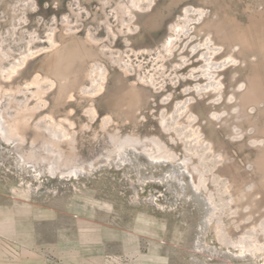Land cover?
Returning <instances> with one entry per match:
<instances>
[{
	"label": "rangeland",
	"instance_id": "1",
	"mask_svg": "<svg viewBox=\"0 0 264 264\" xmlns=\"http://www.w3.org/2000/svg\"><path fill=\"white\" fill-rule=\"evenodd\" d=\"M134 1L139 11L133 9ZM188 8L204 9L207 15L197 30L211 34L219 45L235 48L239 57V65L226 75L222 104L213 107L211 101L217 97L208 95L190 106L198 117L192 129H198L202 141L212 147V152L205 145L194 154L207 161L206 170L222 179L215 183L212 172L206 176L209 192L222 209L213 219L206 200L209 193L196 194L188 176L179 177L182 185L170 178L160 182L177 171L173 164H152L147 156L111 140L115 134L121 139L157 137L171 151L185 154V142L171 144L176 134H166L161 121L174 113L178 102L192 97L184 95L183 84L176 89L175 80H170L186 41L177 44L180 50L173 57L165 54L164 76L159 52L175 37L172 26L184 24ZM129 13L134 14L132 22ZM66 25L83 41L89 36L92 49L99 53L83 65L85 74L72 90L66 79L57 80L38 68L46 56L42 48H50L48 34L56 29L54 40L60 43V30ZM129 27L132 33L127 32ZM97 66L106 69L108 77L92 102L82 99V94L91 87ZM36 78L39 85L28 86ZM133 84L137 92L130 104L126 94ZM39 90L44 92L42 99L35 93ZM121 94L119 105L105 104L121 99ZM232 94L236 100L231 104ZM169 95L171 101L164 104ZM26 105L43 106L31 120L33 128L20 130L28 144L15 146L0 132V264H264L262 247L257 251L238 247L241 237L251 244L249 233L254 229L260 233L264 227V173L251 167L254 150L262 148L251 142L262 137L258 131L238 138V130L248 133L264 125V0H0V111L15 125ZM92 107L97 114L94 120L85 112ZM213 112L222 118L213 119ZM49 116L62 125L56 131L62 134L65 128L76 135L75 151L68 143L60 145L65 160L57 151L49 156L42 147L55 136L44 131L37 136L34 130L42 119L51 126ZM188 117L179 120L181 126L189 124ZM108 118L114 122L105 126ZM90 162L94 169L85 166L86 173L72 174ZM54 165L61 169L54 172ZM217 219L234 245L220 240ZM199 239L202 251L197 247ZM258 240L264 244L262 233Z\"/></svg>",
	"mask_w": 264,
	"mask_h": 264
},
{
	"label": "bare ground",
	"instance_id": "2",
	"mask_svg": "<svg viewBox=\"0 0 264 264\" xmlns=\"http://www.w3.org/2000/svg\"><path fill=\"white\" fill-rule=\"evenodd\" d=\"M148 3L150 6L152 5V3H150V1H148ZM138 5H139V3L136 4V1H134L133 5H132L133 9H136L139 11L140 7ZM117 12H118V10H117ZM129 15H130V13L128 14V16ZM184 15H185L184 24L172 26L171 30L174 33L175 37L169 38L167 40L166 44L163 46V49L159 52V54L162 55V56L159 55V57H161V61L163 63L159 67V70H160L161 76H164L165 69H166V67H164V63L167 60L164 57L165 54L169 55V57H173L174 52L179 49L178 48L179 45H177V44L178 43L181 44L185 40L186 42L184 43V47L179 54L180 63H177V65H175L173 67L174 69H178V70H175V75H174L173 79H170V80L171 81L175 80L174 86L176 89L181 84H183L184 85V90H183L184 95L185 96H192V97H189L182 102H178L175 106L174 113L172 115H168V116L164 115L162 118V121H161V127L166 134H171L172 132H175V134H176V138H174V137L170 138L169 141L171 144L176 145L180 141L185 142V148H184L185 154L183 156H181V155H178L177 153L171 151L169 146L157 137L140 139L139 137H133V136L127 135L124 139H121L120 137L116 136L117 134H115V136L114 135L111 136V140H112V142L116 143L117 145L121 146L122 148L127 146V147H130L129 149L133 150L136 154L147 156L152 164H158V163L173 164L175 166L174 168H176L177 171H174L170 175H166V177L161 179L160 182H162V181L167 182L168 179L170 178V179H173L175 181H178L180 183V185H182L179 177L184 176V175L188 176L190 178L189 185L193 188V190L195 191L196 194H201L202 192L209 193V198H207L206 200L208 201V203L210 204V206L212 208L211 217L213 219V218H216L215 214H216L217 210H220L221 208L218 209L219 206H218V204H216L214 202L213 194L209 192L208 179L206 178V176H207V174L212 172L211 174L214 175L212 177H214V179L216 180L215 183H218L222 179L219 178L218 175H215L213 173L214 172L213 170H211V172H209V170H206L207 169V166H206L207 161H204L202 156L197 157L194 154V153H197L196 152L197 148L204 147L205 145L207 146L206 147L207 151L212 152V147H211V144H208V143H205L202 141L203 136L200 135L198 129H195V130L192 129V125H194L197 122L198 117L196 116V114L191 112L190 106L192 104H194L198 99H204V97H207L208 95H214L217 98L214 99V101H211L212 102L211 105H213V107H215V108L219 107L222 104V101L224 99V94L227 91L226 75L233 66L239 65V57H237V50L235 48L230 49L226 45H219L213 39L211 34H208V33L201 34V30H199V31L197 30L198 24L201 21H203L207 15L206 11L204 9L188 8L184 11ZM130 16H131V22H132L133 19L135 18L134 14L130 15ZM65 19H66V21H68V17H65ZM66 21H64V23ZM126 23H128V21ZM67 27L68 26L66 25V27H62L60 30V36H59L60 43H56V41L54 40L55 34L57 32L56 29H52L50 31V33L48 34V37H47L50 48L49 49L46 48L48 50H46L45 48H42L43 53L45 54V52H46V56L44 57V59L40 60L38 68L46 70V72H48L49 75L54 76V78L57 80L66 79L69 82V85L68 86L66 85V86L72 90L76 86V83H77L76 81H79V78L85 74L83 72V69H82L83 65L88 64L90 59L92 60L93 58H95V60H96V57L99 56V53L95 52L92 49L91 42L89 40V36H88V40L83 41V40L76 37V34H75L76 32L73 31V28L71 30V29H69V27L68 28ZM57 30H58V28H57ZM131 30L132 29H130V27H129L127 32L132 33V31H134V29L132 31ZM196 30L198 31L197 33H196ZM33 42H35V40L31 41V45L33 44ZM187 50H188V52H187ZM36 53H38V51ZM36 53H32V54L35 55ZM139 53H141V52H139ZM142 53H148V51L144 50V51H142ZM126 56H127V54H126ZM23 60H25V59H23ZM127 64H125V65L127 66ZM15 67H17V66H15ZM12 68H14V67H12ZM96 68L93 70V76L94 77L91 76V78H92L91 79L92 80L91 87L90 88L88 87V89L85 88L83 91V94H82V99H88V100H91L92 102L94 101V98L104 89L106 81H107V77H108L106 69H104L101 66L100 67L97 66ZM14 71H16V70H14ZM142 78H144V77H142ZM147 79L151 80V77L147 78ZM48 80H49V78H48ZM151 81H154V80H151ZM151 81H150V83H152L151 85L156 87L154 85L155 82L153 83ZM33 85H39V80H37V78L34 79L32 81V83L28 84V86H33ZM133 85H134L133 89L132 90L130 89V92H128L126 94L127 102L130 104H132L131 101H132V98L134 97V93L137 92L135 89V84H133ZM78 86H79V84H77V88H78ZM251 86L254 88L255 84H251ZM252 87H250V89H253ZM160 88L162 89V91L165 89L163 85ZM242 88H244V86H242L241 89ZM39 89H40V86H39ZM255 90L256 89H254L253 91H255ZM35 93L39 95L38 96L39 99L43 98L42 95L44 94V92L39 90L38 92H35ZM70 97H71V95H70ZM122 98H123V94H121V99L113 98V99L107 101L105 104L108 107H113L115 105H119V102L120 103L122 102ZM171 99H172V95L165 97L163 99L164 104H168L171 101ZM234 100H236V98H235L234 94H232L230 96V103L231 104L234 103ZM27 101H29V100H27ZM250 102L254 103L255 100L250 99ZM26 103H28V102H26ZM45 106H46V104H44V107ZM42 107L43 106H35L32 109H30L26 105V108L23 111L24 115L22 117H19V119L15 123V125L9 124V121L6 119L4 112L0 111L1 137H4V139L9 143L15 144V146H25L26 144H28L26 136L20 130L27 131V130L33 128L32 124H31V120L34 119V115ZM119 109H117V110H119ZM131 109H132V107H131ZM131 109L129 110L130 118L133 117ZM27 112L31 113L29 117L27 115L28 114ZM85 112H86V115L90 118V120H94L96 115H97L96 109L94 107L87 109ZM187 114H189V117H188V123L189 124L187 126H183V125L181 126V123H179V120L182 117H185ZM211 117L217 121H219L222 118V116L218 115L217 112H213ZM49 118L51 119V123H52L51 126L48 127V125H44L43 124L44 119H42L40 122H38L34 126V130L36 131L37 136H39L40 132H43V131L47 132V134L49 133L51 137H52V135L55 136L54 138L52 137L53 140L51 139L49 141H45V143L42 147L45 149V151L46 150L48 151L49 156H53L55 154L54 152L57 151L60 159L65 160L66 157L64 155H62L60 145L63 143H68V144L72 145V151H75L74 146H75V142H76V138H75L76 135L75 134L70 135L65 128L62 129V134L59 130L58 131L60 133L59 134L56 133V132H58V131H56L57 128L59 129V126H62V125L57 124L55 122V120L53 119V117L49 116ZM15 119H16V117H15ZM66 121H68V120L66 119ZM44 122H45V120H44ZM104 122L106 123L105 126L106 125L108 126L109 124H112V122H114V121H112L111 118H108V120L104 121ZM88 128L89 127L86 125L84 129L88 130ZM60 129H61V127H60ZM254 129H251L248 133H243L242 130H238V134H240L238 138L239 139H245L247 137V134L253 135L254 133L259 131V134L261 135L262 139L252 140L251 145L254 147L261 146L262 148L256 147V149L254 150L255 159L252 161L251 167H252L253 171H255L256 173H259V174L262 173L263 174L264 173V125L260 128V130L257 129V131H256V129L255 130ZM56 134H58V135L61 134V135L58 137ZM188 136H192V139L188 140L187 139ZM30 145L32 148H34L35 143L32 142ZM116 149H117V147H116ZM113 153L114 152L111 151L109 153V155L110 156L114 155ZM196 158L200 159V160H198L199 164H197V162H195ZM85 166H87L89 170H92V169H94V162H90L87 165H79L75 170L72 171V174L78 175V174L86 173V167ZM51 168L53 169L54 172H58L61 169V166L60 165H58V166L54 165ZM211 181H213V180H211ZM223 183H225V182H223ZM220 185H222V183ZM251 188H253V187H251ZM210 223H211V221L207 223L208 227H209ZM205 226H206V224H205ZM216 226H217L216 232H217V235L219 236L220 240L227 245L228 244H230V246L234 245L235 241H233L230 238V236L228 235V233L226 232L225 227H224L221 219H217V225ZM262 226H264V225H262ZM254 230H255V232H254ZM254 230L249 233V236L252 239V240L250 239L251 244H249V242L247 241L249 239L248 238L249 236L247 237L248 238L247 240L241 237L240 242L238 243L239 248L241 247L242 249H244V248L253 249L255 247V248H257L256 251L258 250L259 247H260V249H261V247H262V249H264V244L261 245L259 243V240H258V236L260 235V233H262L264 235V227L262 230L259 229L261 231L260 233L256 232L257 231L256 229H254ZM205 231H206V229L200 231L201 232V238H202V236L205 235ZM253 237L256 239L254 240ZM197 247H199L200 249L204 248V244L201 242L200 239L197 242ZM202 250L203 249H201V251ZM209 250L213 253H217L216 250L213 248H208V251ZM253 253H254V251H253Z\"/></svg>",
	"mask_w": 264,
	"mask_h": 264
}]
</instances>
